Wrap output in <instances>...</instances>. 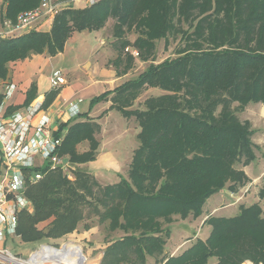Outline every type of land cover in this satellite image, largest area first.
Segmentation results:
<instances>
[{
	"label": "trees",
	"instance_id": "obj_1",
	"mask_svg": "<svg viewBox=\"0 0 264 264\" xmlns=\"http://www.w3.org/2000/svg\"><path fill=\"white\" fill-rule=\"evenodd\" d=\"M39 2L4 0L1 19L13 20ZM52 19L48 30L0 38V79H8L10 62L33 54L55 56L73 31L99 30L109 20L118 52L113 64L131 67L134 57L126 47L150 61L136 76L91 97L88 111L60 121L53 135L62 138L58 154L74 165L73 180L45 164L43 178L26 189L32 207L18 214V236L60 243L88 209L99 221L107 220L111 231L123 232L107 242L98 264H146L151 257L156 264H264V175L257 199L240 204L236 214L206 213V238L196 236L179 254L164 249L175 218H197L208 197L225 188L236 193L250 181L236 164L256 160L260 145L250 120H241L236 111L264 104V0H95L63 8ZM131 29L137 33L133 40L126 37ZM178 33L183 44L176 55L156 63V41ZM147 87L163 92L131 108ZM36 93L33 81L23 104ZM57 93L48 91L42 107ZM3 99L0 91V103ZM103 100L124 117L134 116L139 126L127 175L105 185L84 167L96 158L99 145L100 124L88 112ZM82 142L87 150H78ZM40 221L47 224L40 228Z\"/></svg>",
	"mask_w": 264,
	"mask_h": 264
},
{
	"label": "rangeland",
	"instance_id": "obj_2",
	"mask_svg": "<svg viewBox=\"0 0 264 264\" xmlns=\"http://www.w3.org/2000/svg\"><path fill=\"white\" fill-rule=\"evenodd\" d=\"M76 7H84L85 1L84 0H76L74 2ZM54 17V16H53ZM53 20V19H52ZM52 23V22H51ZM112 24L113 20H109L105 26L101 29V36L103 39V43L101 44V47H107L105 56L103 57L101 61L102 64H110L112 63L113 58L116 56L117 49L114 47V43L116 42L115 37L113 36L112 32ZM126 37L129 40H133L137 33L133 31L132 29L130 31H126ZM98 34L94 32L93 30H87L86 31H74L73 35L70 40L66 41L65 46L66 49L63 53H58L57 55L53 56L50 60V64L44 68V72L48 73L54 68H61L62 72H65V69H70L71 71L76 69V63L77 61H85L91 57V60L95 58V55L89 53L88 48L85 44L86 41L90 39L92 42H96ZM87 38V40H86ZM183 39L182 34L178 33L174 35V37L170 36L168 38V41H164L163 38L156 41V49H155V62H160L164 58H172L176 55L177 49L180 45H182ZM99 45V44H98ZM97 46V44H96ZM47 55V54H46ZM48 56V55H47ZM108 58V59H107ZM150 60L143 61L137 58V60H133L132 62V69H131V76H136L139 72L144 70L145 66L149 63ZM83 63H80V67L83 68ZM124 62H121L119 64L120 68H123ZM85 67V66H84ZM79 71H81L79 69ZM10 72V67H9ZM67 76L69 72L66 73ZM11 79V78H9ZM0 82L7 83L8 79H0ZM40 83V80H39ZM1 85V84H0ZM163 92V90L156 88V87H149L146 88V90L142 93V95L138 98V104L140 107H143L142 101L149 95H157ZM87 100H85L86 102ZM113 116L115 119H117V124L114 125L115 127L122 126V122L124 119H122L119 112H114ZM236 115L241 120H250L251 126L254 128L255 133L253 134V140L258 145H260L259 149H255V155L256 160L250 162L249 165L242 166L241 163H237V167H242L244 171L249 176H252L253 174H259L256 176V179L248 182L247 184L241 186L239 190L236 193H231L229 189L225 188L222 191H225L224 194L220 195L219 198L218 194L222 193H215L207 198L208 202L219 198L216 202L217 210H221L216 212L214 215L216 216H231V214H236L239 205H249L252 201H255L257 199V191L258 187L261 183L262 176L264 175V104L259 103H250L248 106L242 110V111H236ZM109 125V124H108ZM111 125V124H110ZM130 135L129 137L126 136V138H120L116 140L115 147L116 149L121 152L123 155L127 151V146L130 145ZM103 139V137H101ZM135 144H138V140H134ZM132 144V142H131ZM133 145V147H134ZM88 144L87 142L80 143L77 148L80 151L87 150ZM127 154V153H126ZM128 158H131V154H128ZM44 162L40 160V165L43 166ZM84 167L91 172L93 175L95 173V178H97L98 182L101 185H105L107 183H114V181L118 180L119 175H127L129 166H126L118 175L114 173L113 170L107 172L104 171L101 174H97L96 170L91 168V166L86 163ZM59 169V168H57ZM61 172L62 169H59ZM64 174V173H63ZM64 176L69 179L73 180L74 175L72 174L71 178L68 177L66 174ZM117 176V177H116ZM43 178V176H42ZM40 178V179H42ZM39 181V180H38ZM36 181V182H38ZM34 182V183H36ZM30 185V184H29ZM28 185V186H29ZM27 186V187H28ZM207 203V202H206ZM228 203H232V205H228ZM205 205V204H204ZM31 208V207H30ZM201 216L197 218H191L188 217L186 219H180L175 218V222L172 223L170 238H168L166 244H165V252L166 254L174 255L179 254L181 251H183L184 248L189 246L192 242V239L196 236L204 239L208 236L209 232V225H199V221H202V218H206V213L208 212L205 210ZM236 212V213H235ZM40 228L44 227L47 224V221H40L37 223ZM85 225H88L90 228L85 229ZM123 234L122 231L114 230L111 231L108 227L107 220L105 222L99 221V216L95 213L90 214V210H85V218L81 221V223L77 226V228L73 231L64 233L61 237H64V240L73 242L75 244H79L82 247V250L84 252V255L86 256L84 264H98L99 260L102 255V249L106 246L107 242L110 240H114L116 238L121 237ZM6 242L5 244L7 247L15 254L21 255L22 257H27L29 255V252L32 251L34 248L38 247L42 243H48L51 242L54 246H57L59 243L52 242V238L48 237V239H42L34 242H28L21 238L20 236H6ZM51 239V241L49 240ZM0 246H4L3 243L0 244ZM213 259L209 260V263H212ZM250 263L254 264L248 260L243 261L242 264ZM146 264H156L154 262V258H148Z\"/></svg>",
	"mask_w": 264,
	"mask_h": 264
},
{
	"label": "built area",
	"instance_id": "obj_3",
	"mask_svg": "<svg viewBox=\"0 0 264 264\" xmlns=\"http://www.w3.org/2000/svg\"><path fill=\"white\" fill-rule=\"evenodd\" d=\"M70 0H40L33 8L20 11L13 20L3 19L0 38L12 37L17 32L33 29L42 17H51L61 9L70 6ZM95 0H85L86 4ZM125 52L133 57L139 51L126 47ZM52 88L64 82L60 69L52 71L49 76ZM16 88L8 82L4 89V99L0 103V264H84L86 256L77 243L63 240L57 246L51 242L42 243L29 252L27 257L13 253L5 244L6 236H17L18 214L22 210H31V200L25 194L28 184L42 178L46 163L51 168H61L71 178L74 165L67 158L58 154L62 140L51 132L46 116H42L41 103L34 102L27 106L26 112H8L6 100ZM70 106L71 115L78 108ZM40 160L44 163L40 165Z\"/></svg>",
	"mask_w": 264,
	"mask_h": 264
},
{
	"label": "crops",
	"instance_id": "obj_4",
	"mask_svg": "<svg viewBox=\"0 0 264 264\" xmlns=\"http://www.w3.org/2000/svg\"><path fill=\"white\" fill-rule=\"evenodd\" d=\"M76 0L68 1V4L71 6H75L74 2ZM85 1V0H84ZM4 0H0V28L2 27L3 20L1 19V13L5 9ZM87 4L85 3V6ZM52 19L51 17H42L39 20L33 29L35 30H48L51 26ZM103 28V27H102ZM101 28V29H102ZM101 29L93 30L98 34V39L96 42H92L87 40L86 38V46L89 47V53L95 55V58L91 60V57L85 61H81L84 65L83 68L80 67V61L76 63V69L71 71L70 69H65V72H62L61 68H54L48 73H44V68L48 66L50 60L53 56H47L46 54H33L29 58H25L23 60H15L14 62L9 63L10 72L8 75V82H12L16 84V88L13 92V95L6 100V110H9V107H13L14 112L20 111L22 113L26 112L27 106L33 104L34 102H40L41 107L44 101L45 95L50 90H57V95L54 99L44 107H42L41 112L42 116H46L48 118L51 132L53 133L60 123V121H65L74 117L78 112H85L88 111V101L91 97L102 93L104 90L113 89L117 87V85L123 83L124 81L131 79V69L132 66L124 70L119 66H116L112 63L106 65L100 64L105 53L107 52L105 48L101 47V44L104 42L101 36ZM86 31V30H83ZM74 32V31H73ZM72 32V35H73ZM24 32H17L14 35H18ZM72 37V36H71ZM71 37L68 39L70 40ZM67 40V41H68ZM97 44V46H96ZM99 44V45H98ZM66 49L64 45V50L59 53H63ZM117 55V54H116ZM116 57V56H115ZM115 57L113 59H115ZM138 57H134L133 60H137ZM108 59V58H107ZM85 66V67H84ZM60 69L63 77L64 82L59 85V87L52 88L49 82V76L52 71ZM79 69L81 71H79ZM67 72H69L67 76ZM11 78V79H9ZM40 80V83H39ZM35 81L36 82V96L30 101L29 104L24 105L23 101L25 98V91L29 88L30 84ZM7 82V83H8ZM0 82V91L3 92L5 85L7 84ZM151 89V87H149ZM142 95V94H141ZM139 95L134 101L131 108L140 107L138 104V98L141 96ZM85 100H87L85 102ZM144 100V99H143ZM76 104V108L78 111L71 115V110L69 109L72 104ZM111 101L110 100H103L94 104L93 107L88 112V115L91 116L94 120H96L100 124V129L98 132L95 133L99 145H98V153L94 160H91L88 164L91 168L95 169L97 174H101L104 171H111L113 170L115 174H119L126 166H129V162L132 158L133 150L137 146L134 145V140H137V132L139 130V126L137 120L132 117H124L118 110L110 108ZM114 112H119L123 122L122 126L115 127L114 125L117 124V119L113 116ZM109 124V125H108ZM111 124V125H110ZM130 135V145H128L126 153L123 155L119 152L115 145L116 140L120 139L121 137L124 139L126 136L129 137ZM103 137V139H101ZM132 142V144H131ZM134 143V144H133ZM134 145V147H133ZM131 154V158H128V154ZM66 158V157H65ZM104 170V171H103ZM246 173V171H245ZM247 174V173H246ZM95 175V173H94ZM259 174H253L249 176L251 181L256 179V176ZM117 177V176H116ZM119 180V177H118ZM118 180L114 181L117 182ZM249 181V182H250ZM225 191L219 193L220 195L224 194ZM219 198H216L210 202L208 200L205 203V210H207V214L210 213L214 215L216 212L221 211L220 209L217 210L216 202ZM228 205H232V203H228ZM214 213V214H213ZM236 213V212H235ZM234 215V214H231ZM203 220L199 221V225H202ZM189 240H194L189 239Z\"/></svg>",
	"mask_w": 264,
	"mask_h": 264
},
{
	"label": "bare ground",
	"instance_id": "obj_5",
	"mask_svg": "<svg viewBox=\"0 0 264 264\" xmlns=\"http://www.w3.org/2000/svg\"><path fill=\"white\" fill-rule=\"evenodd\" d=\"M72 264H75L74 262Z\"/></svg>",
	"mask_w": 264,
	"mask_h": 264
}]
</instances>
